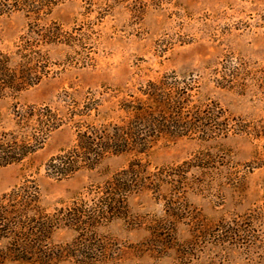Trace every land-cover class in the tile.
<instances>
[{
    "label": "rangeland",
    "instance_id": "obj_1",
    "mask_svg": "<svg viewBox=\"0 0 264 264\" xmlns=\"http://www.w3.org/2000/svg\"><path fill=\"white\" fill-rule=\"evenodd\" d=\"M47 20L82 31L84 41L78 54L46 47L54 74L0 99V130L12 128L14 107L54 105L63 91L78 97L88 90L109 105L112 93H135L147 80L173 72L193 81L199 96L216 101L226 117L264 131V0H63ZM24 30L20 13L0 15V50H11ZM218 75H233L237 83L216 87ZM73 142L70 130H57L22 162L0 167V197L27 183L50 215L93 207L95 186L132 156L106 157L96 170L62 180L47 177L44 163ZM193 159L185 174L175 171ZM143 161L148 171L161 172L163 185L130 195L125 218L82 236L65 219L53 230L52 244L76 242L94 253L75 247L79 252L55 264H177L181 254L188 264H264V136L160 139Z\"/></svg>",
    "mask_w": 264,
    "mask_h": 264
},
{
    "label": "trees",
    "instance_id": "obj_2",
    "mask_svg": "<svg viewBox=\"0 0 264 264\" xmlns=\"http://www.w3.org/2000/svg\"><path fill=\"white\" fill-rule=\"evenodd\" d=\"M62 1L0 0V15L20 13L25 19V30L12 49L0 50V99L16 96L54 74L55 63L47 54V46H66L78 54L85 33L67 31L47 20ZM213 82L224 89L237 83L233 75H218ZM193 84L172 72L147 80L135 93L121 97V91L112 93L110 97L115 100L109 105L104 104L101 93L88 90L78 97L63 91L54 105L14 107L12 128L0 130V167L22 162L39 150L53 132L63 128L72 132L74 142L44 163V173L49 178L62 180L79 171L96 170L103 159L113 155L132 158L124 168L95 186L93 207L84 204L69 210L60 208L50 215L38 206L37 190L27 183L3 194L0 264H55L79 252L75 247L81 248L82 254H93L91 248L76 242L52 244L53 230L65 226L67 219L82 236L83 230L125 218L130 195L163 185L161 172L148 171L143 161V156L160 139L195 137L208 141L229 134L251 139L264 136L263 127L226 117L220 105L199 96ZM193 162L194 159L183 161L174 169L185 174L183 168L195 166ZM178 175L176 178L181 179V173ZM186 259L188 256L181 254L177 264H188Z\"/></svg>",
    "mask_w": 264,
    "mask_h": 264
}]
</instances>
